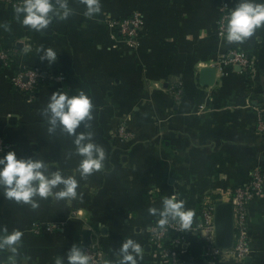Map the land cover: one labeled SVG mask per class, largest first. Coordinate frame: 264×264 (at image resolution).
<instances>
[{"label": "crops", "instance_id": "obj_1", "mask_svg": "<svg viewBox=\"0 0 264 264\" xmlns=\"http://www.w3.org/2000/svg\"><path fill=\"white\" fill-rule=\"evenodd\" d=\"M238 2L99 0L100 11L89 14L85 0H52L51 23L37 31L22 23L17 6L0 1V50L9 51L17 67H36L46 76L27 101L0 74V138L18 158L42 160L50 172L78 182L75 197L57 198L61 184L46 198L34 197L35 206L7 198L0 187V237L22 233L15 252L0 248V264H71V249L88 245L84 230L106 264H120L128 239L141 246L137 264H164L149 235L161 217L150 209L162 210L164 199L175 195L195 210V226L204 201L228 202L254 169L264 176V132L257 129L264 121V27L241 43L218 35L222 12ZM134 11L143 18L138 46H118L103 19ZM48 49L56 53L52 60ZM230 50L251 59L247 71L220 63ZM207 67L215 69L212 85L200 83ZM56 74L63 80L48 78ZM174 85L181 86L179 99L169 92ZM81 91L91 98L92 119L72 134L51 125L53 94ZM122 123L133 132L128 141L117 137ZM80 133H90L105 153L102 167L88 175L79 169ZM248 223L247 257L215 264H264V196L250 204ZM34 225L43 231L33 233ZM171 249L177 264H207L194 234Z\"/></svg>", "mask_w": 264, "mask_h": 264}, {"label": "clouds", "instance_id": "obj_2", "mask_svg": "<svg viewBox=\"0 0 264 264\" xmlns=\"http://www.w3.org/2000/svg\"><path fill=\"white\" fill-rule=\"evenodd\" d=\"M89 14L100 11L99 0H85ZM61 7L67 8L66 4ZM18 14H24L22 23L32 29L40 31L51 23L54 4L52 0H23L22 5L16 7ZM67 11L64 16H67ZM264 27V0H239L238 4L221 20L222 35L228 43H241L251 38L256 30ZM46 56L52 60L56 53L52 49L46 51ZM91 98L81 91L78 95L55 93L47 106L50 113L49 122L55 126L58 123L63 129L72 134L82 121L92 119ZM77 152L83 157L79 169L81 175H88L102 167L104 150L91 142L90 133H80L76 136ZM63 189L54 193L57 198L75 197L78 182L74 176L65 177L59 170L50 172L44 161L32 158H18L15 151L7 152L0 157V187L5 195L16 202L31 203L36 205L34 197L37 195L46 198L53 194V189L58 185ZM155 214L159 211V223L167 224L169 219L178 221L181 229L190 228L195 210L185 208L184 201L175 195L166 197L162 210L152 208ZM6 231V230H5ZM20 231L0 237V248L8 246L13 252L14 245L21 239ZM120 264H137L136 254L141 252V246L132 239L126 240L121 249ZM71 264H89V257L79 248L73 247L68 256Z\"/></svg>", "mask_w": 264, "mask_h": 264}, {"label": "built area", "instance_id": "obj_3", "mask_svg": "<svg viewBox=\"0 0 264 264\" xmlns=\"http://www.w3.org/2000/svg\"><path fill=\"white\" fill-rule=\"evenodd\" d=\"M13 7L22 5L23 0H0ZM223 6L226 7L224 4ZM227 14L222 12L219 25L218 35L222 37L221 20L226 19ZM104 25L110 39L118 46L135 49L141 38L143 28V18L138 11L122 18H110L105 16ZM220 63L226 66H239L242 70L247 71L251 64V59L242 51L230 50L227 55L223 56ZM15 64H10L9 53L6 50H0V74L5 77L10 87L22 94L27 101L34 98L39 84L46 76L36 67H22L15 69ZM49 79L60 82L64 76L56 74L48 76ZM169 92L179 99L182 93L180 85H174ZM257 129L264 132V121L259 120ZM117 137L122 141H128L133 138V132L125 124L119 125ZM10 145L0 138V157H3ZM264 196V176L259 169H254L250 174V179L246 184L239 185L233 189L229 196L228 202L233 207V244L229 249H217L214 243V224H213V201H204L201 205V221L188 229H181L179 222L169 219L167 224H154L149 228L150 241L155 251L164 264H177L172 255L171 247L173 244L181 243L187 235L194 234L202 240V258L207 264H215L217 261H242L247 257L249 252V223L248 209L252 201ZM56 226L45 228L46 231H53ZM31 231L40 234L43 229L39 226H32ZM83 254L89 257V264H106L104 252L94 244L83 246Z\"/></svg>", "mask_w": 264, "mask_h": 264}, {"label": "water", "instance_id": "obj_4", "mask_svg": "<svg viewBox=\"0 0 264 264\" xmlns=\"http://www.w3.org/2000/svg\"><path fill=\"white\" fill-rule=\"evenodd\" d=\"M241 70L239 66H235ZM215 79L213 67L203 68L200 71V83L212 85ZM214 243L217 249H229L233 244V207L231 202L216 201L213 209ZM84 243L89 244V230H84Z\"/></svg>", "mask_w": 264, "mask_h": 264}, {"label": "trees", "instance_id": "obj_5", "mask_svg": "<svg viewBox=\"0 0 264 264\" xmlns=\"http://www.w3.org/2000/svg\"><path fill=\"white\" fill-rule=\"evenodd\" d=\"M7 51V50H6ZM8 53H9V60H10V64H14V62L12 61V56H11V54H10V52L8 51ZM1 69V68H0ZM15 69H17V67H15ZM39 87H40V84H39ZM38 87V88H39ZM13 89V88H12ZM14 90V89H13ZM36 93H37V91H36ZM36 93H35V95H36ZM34 95V96H35Z\"/></svg>", "mask_w": 264, "mask_h": 264}]
</instances>
